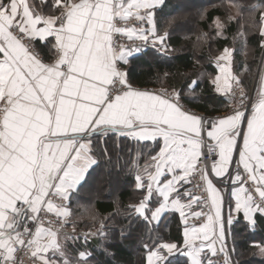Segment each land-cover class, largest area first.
Returning <instances> with one entry per match:
<instances>
[{"label": "snow or ice", "instance_id": "snow-or-ice-1", "mask_svg": "<svg viewBox=\"0 0 264 264\" xmlns=\"http://www.w3.org/2000/svg\"><path fill=\"white\" fill-rule=\"evenodd\" d=\"M165 6L166 0H0V153L22 127L24 150L34 156L25 175H31L30 184L0 183L7 197H0V264H20L21 251L34 264H87L88 252L68 258L58 231L44 226L42 214L53 213L64 226L71 195L98 166L97 151L107 155L109 135L158 145L134 176L144 192L135 214L159 227L163 215L174 211L186 225L183 249L157 238L144 245L146 264H167L174 252L189 264H213L205 248L212 256L224 254V264H239L227 243L232 226L242 216L254 230L257 217L264 218V85L248 105L242 96L240 108L216 119L185 107L183 90L155 94L136 88L126 67L131 59L149 44L166 54L169 33H161L157 20ZM260 36L264 47V26ZM224 51L218 60L231 55ZM216 91L232 89L216 84ZM216 156L209 170L207 159ZM196 177L204 197L185 187ZM229 184L233 190L225 191ZM209 199L207 222L188 227L189 215L205 216L196 208ZM256 246L264 254V246Z\"/></svg>", "mask_w": 264, "mask_h": 264}, {"label": "trees", "instance_id": "trees-1", "mask_svg": "<svg viewBox=\"0 0 264 264\" xmlns=\"http://www.w3.org/2000/svg\"><path fill=\"white\" fill-rule=\"evenodd\" d=\"M183 4L189 9L180 12L179 8ZM231 5L238 9L240 16L226 23L219 35L214 28L215 22L217 19H226L231 12ZM262 13L264 0H166V6L157 15L161 33H169L165 42L166 54L147 47V50L135 55L126 66L133 85L147 90H183L185 106L209 117L228 112L231 104L229 96L217 94L213 85L217 74L216 58L225 49H233L236 72H242L246 67L254 69L263 52L260 36ZM182 24L191 26L182 31ZM241 25L246 32L243 42L238 36ZM244 47L253 50L252 63L243 59L241 51ZM248 77L250 82L252 77ZM195 81H199L198 86ZM96 146L101 147L99 143ZM106 148L107 155L97 151L99 164L87 183L71 199V209L72 218L79 227H89L91 222L98 220H110V224L103 223L101 232L90 240L79 238L70 245V249L73 255L90 253V264H146L145 244L151 246L157 238L160 242L182 244V226L177 214H168L156 227L153 223H145L134 212L133 206L138 205L144 195L142 190H137L134 176L138 166L157 151V146H142L110 135L106 140ZM115 154L116 157L113 156ZM107 174H114L115 179L121 178V185L115 193L107 197L99 193L85 197L83 192L87 187H91L90 192L97 189L104 183ZM88 201L93 216L92 220L84 221L82 218L89 219V216L83 215L81 203L85 205ZM121 229L126 232L124 237H121ZM230 238L235 248V260L239 264H248L246 259L256 250L254 246H264V218L257 217L253 230L241 216L232 226ZM167 264H188V261L175 256L170 257Z\"/></svg>", "mask_w": 264, "mask_h": 264}, {"label": "crops", "instance_id": "crops-1", "mask_svg": "<svg viewBox=\"0 0 264 264\" xmlns=\"http://www.w3.org/2000/svg\"><path fill=\"white\" fill-rule=\"evenodd\" d=\"M263 26H264V24H263ZM145 27H147V25H145ZM135 42H138L139 44L141 43L138 40L135 41ZM222 55H225V51H223L220 56H222ZM48 62H51V61H48ZM222 67L227 69V71L222 72L221 71ZM216 69H217V74H216L215 78L217 76L220 77V79L218 81H216V84H218L221 89H224V88H226L228 86H230L231 89H232L234 83L237 82V80H238L237 74L234 71L233 51H231V55L228 56L225 60H218V58H216ZM215 78H214V80H215ZM216 84L213 83V85L215 87V91H216ZM262 85H264V55H263V60H262L261 74H260V78H259V87L257 89V93L260 91ZM141 90H147V89H141ZM147 91L155 93V94H158L157 89H149ZM164 91H168V90H164ZM169 92L175 93L174 91H169ZM217 94L222 95V96H229L230 92H228L226 94L225 93H221V92H217ZM195 114L200 116V113L198 114V112L195 113ZM229 114H231V113H229V111H228V112H225V113L217 115V117L218 118H222V117H226ZM17 131L19 132V135H14L13 136V140L11 142H8V148L4 149L3 152L0 153V166H2V171H0V183L12 184L14 187H19V183L21 181H23L25 184H30L31 183V175L28 174L27 175V179H25V175L27 173H30L31 168L33 167V165H29L27 163V161L29 159H33V162H34V156L33 157H29L27 155V153L25 152V150H24L25 146L27 145V140H23L22 141L20 139V136L24 135L23 128L20 127V128L17 129ZM114 136H117L118 138H121V139H127V140H129V141H131L133 143L140 144L142 146L143 145L144 146H151V147L157 146V151H158V145L156 143H152V142H137L136 140H134L132 138H124V137H120L118 135H114ZM159 143L162 144V140ZM17 144H19L20 147H18L16 149L15 153H12L11 156H9V150L11 148H13V147H16ZM156 152L154 154H156ZM234 159H235V157H234ZM217 160H218V158H217ZM149 161H150V157L145 159L144 163H142V164H140L138 166V170L140 168H142L145 164L149 163ZM196 182H197V177L193 181L192 185H186L185 187L191 188V190L194 192V194L196 196L202 197L201 194H199L200 190H199V187L197 186ZM219 186L220 185L217 183V187H219ZM228 190H233V186L231 184H229V188L226 189L225 191H228ZM235 190H238V188H236ZM74 195H75V193H73L71 195V199L73 198ZM0 197H2L4 200H7V197L6 196H2V194H0ZM225 200L226 201L228 200L227 196H225ZM64 203L68 204V202H64ZM68 206H69L70 215L67 217L66 225H68V223H70L71 218H72L71 202H70V204ZM210 206H211V200L209 199L207 204L202 205L200 208H196L197 211L203 210V212L205 213V216H202L199 220H197V219L193 218L191 215H189L188 220H187V226L191 227L193 225H199V224L206 223L207 222L206 215L207 214H212L210 212ZM168 214H177L179 216L180 223H181V226H182V244L181 245H178L177 243L176 244L181 249H183L184 240H185L184 229H185L186 225L183 222V218L180 217V215L177 212H174V211L166 212L163 215V218L161 219L160 223L163 221L165 216H167ZM58 233H59L60 242L66 246V250H67V252L69 254L68 258L70 260H73V261L77 258L78 253L73 255L72 251H71L72 248H71L70 245L74 244L76 242V240H78L79 238H82L83 240H90V238L85 236V235L77 234L75 232V230H69V232H58ZM230 235H231V230H230V234H229V236L227 238V243H228L229 247L232 246L231 245ZM65 236L69 237V239L65 240ZM72 238H75V239H72ZM195 242L197 244L200 243L199 240H196ZM216 247H217V249H219V247H220L219 244H217ZM226 251H228V249H225V252ZM203 255L206 256V257H210L212 259V261H213L216 256L224 255V254L218 253L216 256H212L211 253L207 250V248H205V251H204ZM175 256L183 257V258L186 259V257L184 255H182V254H180L178 252H174L173 254L169 255L168 259L170 257H175ZM87 264H90L89 259L87 261ZM154 264H155V262H154ZM188 264H189V262H188Z\"/></svg>", "mask_w": 264, "mask_h": 264}, {"label": "rangeland", "instance_id": "rangeland-1", "mask_svg": "<svg viewBox=\"0 0 264 264\" xmlns=\"http://www.w3.org/2000/svg\"><path fill=\"white\" fill-rule=\"evenodd\" d=\"M187 9H189V7H186V5L183 4L179 8V11L180 12L181 11H187ZM230 11L231 12L228 14L226 19H217L216 20L214 28L217 30V34L221 35L225 24L228 23L230 20L236 19V18H238L240 16V13L238 12V9L234 5L230 6ZM190 26H191L190 24H182V25H180V28L183 31V30H188L190 28ZM262 26H263V24L260 26V29H261ZM195 31H196V29H195ZM238 36H239V38H240L239 40L241 42H243L242 39L245 40L246 32L244 31V26L242 28V25L240 26V33H239ZM148 46L152 48L151 44H149ZM230 50L233 51L234 71L237 74L239 84H241V86L244 89L245 96H246V100L245 101L246 102H251V100L255 99L256 94H257V89L259 87V78H260V74H261L262 60H263V55H264V47H263L262 56L259 59L258 64L256 66H254V69H252L250 67H246V70H243L242 72H239V73L236 72V66L237 65L235 63V58H234V52L235 51L233 49H230ZM252 52H253V50L248 48V47H244L242 49V51H241L243 59L246 60L248 63H252L253 62L252 61L253 60L252 59V56H253ZM219 56H217V58ZM248 76L252 77L250 82H248V80L250 78ZM235 83H237V82H235ZM157 90H165V89H157ZM229 98H230V95H229ZM232 107H233L232 104H230L229 111L231 110ZM113 156L116 157V154L113 155ZM137 158H138V155H137ZM114 176H115L114 174L105 175L104 183L101 184L100 186H97L99 189L98 188L97 189L94 188L93 190H91V192L93 194L90 192V188L91 187L88 186L86 191L83 192L84 196L85 197H90V196H94L97 193H99L98 195L101 194L102 196H105V197L113 195V193H115L116 188L121 185V178L115 179ZM81 206L84 208L83 215H87L86 217L89 216V219L82 218V220L84 219V221H86V220H90V218L92 220L93 210H92L91 203H89V201L85 205L84 204L82 205V203H81ZM94 219H96V218H94ZM103 223L108 225V224H110V220H104V221H101V222L98 220L97 222H91V225L89 227H79V226L76 225V221H74V218H71V221H70V223H68V225H66V228H67V230H81V231H84L85 233L89 234V238L91 239L95 234H97V233L102 231V229H103L102 224ZM91 232H95V233L91 234ZM256 245H258V244H256ZM256 245L254 246V247H256V250L253 253H251L250 257H248L246 259L248 264H258V262H264V254L261 253V248L256 246ZM232 260L236 261L235 258H234V254L232 255Z\"/></svg>", "mask_w": 264, "mask_h": 264}, {"label": "built area", "instance_id": "built-area-1", "mask_svg": "<svg viewBox=\"0 0 264 264\" xmlns=\"http://www.w3.org/2000/svg\"><path fill=\"white\" fill-rule=\"evenodd\" d=\"M124 42L128 43V44L132 43L131 41H127L126 38H124ZM135 44H139V43L135 42ZM157 92H158V94H160V93H163V94H174L172 92L164 91V90H157ZM229 95H230L231 104L233 106L231 108V110L229 111V113H232L234 109H237V108L241 107V98H242V96H243L244 105H248L250 103V102H246L245 101L246 100L245 92H244L243 87L239 83H235L233 85L232 91L230 92ZM189 110L191 112L197 113L194 110H191V109H189ZM200 116H202V117H204L206 119H216V118H218L217 116L209 117V116H206V115L201 114V113H200ZM206 130H205V132H206ZM205 139L207 140L206 136H205ZM217 158H218V156L209 157L207 159V166H208L209 170L211 169V164H212L213 159L217 160ZM199 183H201V182L199 181V178L197 177L196 184H199ZM199 190H200L199 194H201L202 197L207 195L204 187H199ZM42 215H43L44 226L45 227L51 226L52 228L56 229L58 232H69V230H67V228H66V223L64 224V226L62 228L60 227V225L57 223V218L53 215V213H47L46 215H44V214H42ZM75 232L77 234L85 235V236L89 237V234L85 233L84 231L75 230ZM93 233H95V232H91V234H93ZM17 255L19 257L20 264H34L33 259L31 258L30 254L28 252L21 251V252H18ZM224 261H225V256L224 255H218L213 260V263L214 264H224Z\"/></svg>", "mask_w": 264, "mask_h": 264}]
</instances>
